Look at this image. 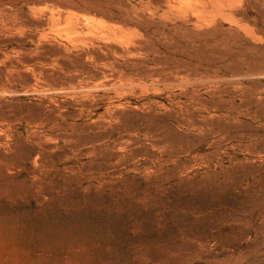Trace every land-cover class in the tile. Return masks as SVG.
I'll return each mask as SVG.
<instances>
[{
    "label": "rangeland",
    "instance_id": "rangeland-1",
    "mask_svg": "<svg viewBox=\"0 0 264 264\" xmlns=\"http://www.w3.org/2000/svg\"><path fill=\"white\" fill-rule=\"evenodd\" d=\"M0 264H264V0H0Z\"/></svg>",
    "mask_w": 264,
    "mask_h": 264
}]
</instances>
